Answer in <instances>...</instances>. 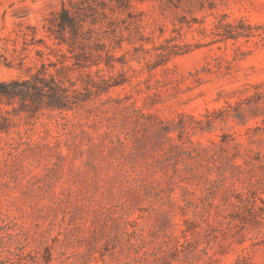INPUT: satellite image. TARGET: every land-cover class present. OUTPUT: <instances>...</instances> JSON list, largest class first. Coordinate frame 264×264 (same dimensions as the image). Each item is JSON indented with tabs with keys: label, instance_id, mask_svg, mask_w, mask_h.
I'll use <instances>...</instances> for the list:
<instances>
[{
	"label": "rangeland",
	"instance_id": "1",
	"mask_svg": "<svg viewBox=\"0 0 264 264\" xmlns=\"http://www.w3.org/2000/svg\"><path fill=\"white\" fill-rule=\"evenodd\" d=\"M128 4L0 0V82L52 63L49 71L67 86L76 83L86 94L82 86L92 79L99 87L74 111L43 109L30 117L18 105H0V124L1 116L9 124L8 132L0 130V264H264V221L254 217L264 216V98L258 101L254 90L264 83V43L211 44L210 13H168L158 16L166 26L162 41L172 36L199 49L152 73L155 59L127 46L125 60L124 51L114 53L115 69L107 68L104 53L89 49L86 67L75 66L81 49L57 39L61 33L49 21L65 6L103 40L112 21L137 13ZM228 4L222 11L229 22L264 25V0ZM183 17L191 27L180 26ZM237 48L246 56L230 65ZM122 74L128 83L108 89ZM156 79L169 91L152 96L148 84L135 87ZM225 110L230 117L211 130L191 119ZM179 115L187 116L185 129ZM227 156L243 166L234 170L239 179L229 173L211 189L210 181L223 178L213 163L230 168ZM251 158L254 167L245 165ZM250 191L257 194L252 203Z\"/></svg>",
	"mask_w": 264,
	"mask_h": 264
},
{
	"label": "trees",
	"instance_id": "2",
	"mask_svg": "<svg viewBox=\"0 0 264 264\" xmlns=\"http://www.w3.org/2000/svg\"><path fill=\"white\" fill-rule=\"evenodd\" d=\"M129 4L127 6V11L130 9H137V13H128L126 18H118L119 22L112 21L106 31L103 32V40L99 38H94L93 32L88 30L86 31L87 20L82 18L74 17L72 12L67 10L64 6L62 11L57 15L58 18L55 21H49L53 26H57L59 32L61 33L57 39H60L62 43L66 44L70 49H75L77 46L81 49V53L74 56L75 57V66L77 67H86L85 59L87 54V49L95 51V53H104L106 56L105 65L109 69H115V56L114 53L117 51H124L125 54L122 56L123 60L126 59V55L131 53L130 49H125V46L132 48L135 54L143 53L145 56H150L154 58V62L148 64V72L152 73L158 69H162L168 65V63L176 57L184 56L191 53L195 49L201 47L200 43L197 44H180L179 38L170 37L162 39L165 37L166 26L162 23L161 18L165 17L166 14L172 13L178 15L180 12L195 16L196 14L208 15L209 13L214 17L215 21L212 23L210 29V35L213 36V41L211 44H227L228 42H239L241 39H244L247 43L254 38H258L260 43H264V25H251L244 18L234 20L229 22V15L222 11L223 9L229 8V0H128ZM132 2H136L138 5L149 4L150 9L148 11H142L139 8H136L132 5ZM121 9V6L118 7ZM222 11V12H221ZM159 16V17H158ZM148 19V23L144 25V19ZM183 19L178 20L181 27L184 24L190 26L188 22H184ZM197 21V19H195ZM202 25L204 24L201 23ZM176 29L174 33H179ZM151 29L150 33H146L147 28ZM203 32H207V29L203 28ZM180 35V34H179ZM104 42L102 45L95 42ZM93 43V45H91ZM151 46V48H147ZM241 56H246V53L243 52L241 48L235 50V57L232 62H229L232 65L233 62L240 60ZM102 58V56H101ZM121 58V60H122ZM146 60V58H144ZM93 65H100L99 63ZM126 65V63H123ZM54 64H45L43 63L41 70H38L36 73H32V70H29L28 75L25 78H20L12 81L0 82V105L15 107L19 106V109H22V112L27 113L30 117H35L41 110L46 109L51 112H68L74 111L75 109L81 107L89 101L87 97L88 94L93 93V89H98V84L90 79L87 83L83 84V89L86 92L84 94L77 88V84L71 82L67 86L58 75H53L48 67H52ZM211 72V70H210ZM123 79H114V82L109 84L108 89L123 87L128 83V79L124 74L120 75ZM89 78H91L89 76ZM104 83L107 81L103 80ZM148 80L139 81L135 87H141L144 84H148L147 89L149 91L155 92L151 93L152 96H160L165 92H168V89L164 90V81L156 79L154 84L150 83ZM108 84V83H107ZM107 89V90H108ZM106 90V89H105ZM255 98L258 101H261L264 98V83L258 84L254 87ZM165 91V92H164ZM104 92V90L102 91ZM151 97V96H150ZM231 109V107H229ZM231 111L225 110L221 112L216 111H207L202 120H197L192 118L197 122L201 129L207 127L208 130L212 129V126L218 120H224L225 118L230 117ZM143 118H147L142 115ZM180 121L177 123L181 128L185 129L187 126L185 124L186 115H179ZM4 123L0 124V130L2 132L9 131V124L3 116H1ZM152 117L147 118V121H151ZM143 125H147L139 122ZM151 124V122L149 123ZM175 126V122L173 123ZM151 125H155L152 123ZM194 129V128H192ZM163 132L170 134V127L163 128ZM223 143L229 145V140L223 138ZM214 146L216 144L214 143ZM256 161L258 163L262 161V153H254ZM228 163L230 168L217 166L215 161L214 166L220 171V179L210 181L211 189H218L222 180L227 179V175L230 173L231 180L239 179L234 170L241 172L243 170L242 165L236 164V157L233 156L229 158L227 156ZM246 166L254 167L256 164L253 163L252 158L249 161H245ZM263 167V166H262ZM250 195H257L256 192H249L246 194L248 197V203L250 202ZM202 201H210L209 197L201 199ZM241 202H244L243 196L241 197ZM210 205V204H209ZM206 205H204V209ZM254 217L259 223H263L264 216L262 214H254Z\"/></svg>",
	"mask_w": 264,
	"mask_h": 264
}]
</instances>
